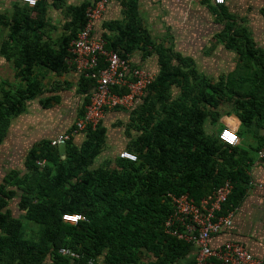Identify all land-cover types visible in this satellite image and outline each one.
<instances>
[{
	"label": "trees",
	"instance_id": "1",
	"mask_svg": "<svg viewBox=\"0 0 264 264\" xmlns=\"http://www.w3.org/2000/svg\"><path fill=\"white\" fill-rule=\"evenodd\" d=\"M8 1L10 11L0 12V32L8 29L0 55L12 63L20 83L0 82V144L12 119L45 92L39 69L61 75L74 68L68 62L71 42L98 0H39L34 6ZM121 4L124 17L104 22L106 48L124 56L141 49L144 57L156 54L159 62L154 82L130 110L127 123L129 135L136 133L126 149L138 160L118 154L113 162L93 165L106 146L108 129L102 121L85 130L80 145L73 139L62 147L47 138L37 142L26 155V172L14 169L0 182V264H74L61 247L79 252L82 261L94 259L93 264H175L189 255L187 264H195L194 245L165 230L173 212L170 194L187 193L199 202L230 180L233 189L219 213L226 215L248 193L251 166L264 151V48L222 7L228 19L217 39L250 70L215 79L198 68L194 57L153 39L139 0ZM50 9L64 15L63 32L56 37L50 33ZM94 84L92 78H79L78 92L85 95L79 116ZM52 100L60 97L41 102L49 107ZM233 114L240 120L241 140L235 146L219 136L222 116ZM208 121L219 124L218 132H208ZM18 194L23 217L8 207ZM65 213L84 219L67 222ZM23 218L40 225L35 239L28 237Z\"/></svg>",
	"mask_w": 264,
	"mask_h": 264
},
{
	"label": "crops",
	"instance_id": "2",
	"mask_svg": "<svg viewBox=\"0 0 264 264\" xmlns=\"http://www.w3.org/2000/svg\"><path fill=\"white\" fill-rule=\"evenodd\" d=\"M222 7H224L228 15L237 16L249 28L257 44H259L257 36L254 33L256 26H253V23L256 21L255 15L260 13L263 17L258 20L263 22L261 28L264 29V0H225L223 4H216L214 0H139V10L143 23L149 29L155 41L171 45L168 38H171V41L172 38H180L181 43L186 42L185 44H188L187 38H191L189 42L201 48L210 40L215 41L222 31H224L228 18L226 17L227 14L225 15L222 11ZM123 17L121 0H111L103 16L96 20L93 35L95 37H102L103 32L107 30L104 28L105 21L122 19ZM217 43L221 42L217 39ZM262 47L264 48V46ZM130 58L136 66L147 68L156 74L159 72V62L156 54L144 57L143 51L137 49L130 54ZM0 59H2L0 61L8 62L3 56H0ZM43 71L45 73L48 71L49 75L56 74L54 71L45 69ZM56 76L60 77L59 79H63L64 84H71L72 81L76 85L79 81V76L74 68L61 75L56 74ZM2 81L4 80H0V82ZM59 85L51 86L49 96L42 97L45 92L40 96L38 108L32 109L30 102L39 97L29 101L27 110L13 119L7 135L0 144V160H3L4 157L5 161L10 163L18 155L20 147L28 143L29 145L26 149L28 153L30 148L40 140L45 138L51 140L56 134L68 131L75 125L84 107L85 95L78 92L79 96L77 97L70 98L69 95L64 96L60 93ZM77 90L78 87H76ZM52 96H59L60 100H52L49 107L43 106L41 99ZM59 108L61 109L59 110ZM63 108L64 110H62ZM54 110H58V112L54 113ZM230 116H222L221 122L224 125H229L227 119ZM123 117L130 118V109H108L102 120L108 131L106 146L101 154H104L105 159L112 160V162L118 157L121 150L126 149L132 138L131 135H135L136 133L134 130H131V135H129L127 131L129 119L126 122L119 120L112 127L116 119H122ZM231 117V122L235 125V129L238 130L240 127L239 118L235 115ZM43 127L46 129L41 130ZM28 131L29 134L30 131L32 133L37 131L36 133L41 137L39 136V139L30 144L29 141H26L28 138H24L27 137L25 134ZM84 138L85 131H82L75 135L73 141L80 145ZM261 152L259 158L251 166L252 182L246 197L233 213L232 224L223 228L213 238L212 245L219 247L227 241L241 242L255 256L264 260V160L262 159L264 155L261 156ZM94 164L95 167L101 165L97 164L96 161ZM10 172H5L2 179ZM24 173L22 172V175ZM194 253L195 251L192 255ZM190 258L191 255L175 264H187Z\"/></svg>",
	"mask_w": 264,
	"mask_h": 264
},
{
	"label": "built area",
	"instance_id": "3",
	"mask_svg": "<svg viewBox=\"0 0 264 264\" xmlns=\"http://www.w3.org/2000/svg\"><path fill=\"white\" fill-rule=\"evenodd\" d=\"M28 3V0H22ZM39 0H36L35 5ZM111 0H98L87 9L88 21L81 29L77 38L71 42L68 62L74 67L79 78L89 77L95 80L90 94V101L85 105L84 112L79 116L75 125L68 131L60 132L51 139L54 146H63L79 132L91 127L95 129L101 123L108 109H133L147 88L154 82L156 73L136 66L130 55L124 56L118 50L107 49L103 37L93 35L95 22L103 16ZM223 4L225 0H214ZM102 62L104 64H102ZM124 90V91H123ZM227 133L236 136L235 141L225 138ZM220 139L228 145L240 143L238 131L230 125H225ZM264 152H261V156ZM121 158L132 161L138 160L135 152L123 149L119 152ZM233 189L230 180H226L215 191L197 202L187 193L170 194L173 212L165 222L167 233L186 240L194 245L195 264H264V260L255 256L243 243L227 241L219 247L212 245L213 238L223 228L232 224L233 212L219 214L223 204L228 200ZM79 216V220L66 217ZM63 219L77 223L84 219L79 213H65ZM59 252L72 258L74 264H93L94 259L82 261V255L68 247H61Z\"/></svg>",
	"mask_w": 264,
	"mask_h": 264
},
{
	"label": "rangeland",
	"instance_id": "4",
	"mask_svg": "<svg viewBox=\"0 0 264 264\" xmlns=\"http://www.w3.org/2000/svg\"><path fill=\"white\" fill-rule=\"evenodd\" d=\"M68 3H79L81 0H67ZM11 9V3L8 0H0V12L4 11H10ZM256 14V13H255ZM50 15L52 17V24L53 26L50 27V33L56 37L60 35L63 32L62 26L64 23V15L61 11L50 9ZM256 21H254L253 26H256V29H254V33L257 36L258 43L262 46H264V29L261 28V24L263 22L261 20H258L259 18H262L263 15L260 13L255 15ZM8 29L5 28L1 30L0 32V44L7 33ZM189 39L187 38V43H181L180 38H168L169 42H171V45L175 47V49L182 51L186 55H192L195 58L196 64L198 68L205 72L206 74L212 76L215 79H218L221 75H225L228 73H234L236 76L240 74H244L248 72L250 69L247 67H243L240 64L239 56L235 51L228 50L225 48V46L221 43H217V39L210 40L204 47H197L194 44H191L189 42ZM186 41V40H185ZM1 56V55H0ZM2 60V59H0ZM41 70V69H39ZM44 73L43 77V82H44V88H45V93L42 95V97H47L49 96V90L51 89V86H56L58 84L60 87V93L64 96L69 95L70 98L74 96H79L78 90L76 91V87H78V84L76 85L73 84L71 81V84H64L63 79H59L60 77L54 75H49L48 71L45 73L43 69L41 70ZM47 77V78H46ZM5 80L9 83L12 84H19L20 79L16 76V71L13 67V65L9 62H4L0 61V80ZM59 79V80H58ZM175 89V94L177 93ZM41 96V95H40ZM39 98L33 100L30 102V106L32 109L38 108L39 105ZM226 108H229L228 106H225ZM61 108H59L60 110ZM70 109V108H69ZM64 110V108L62 109ZM71 110V109H70ZM58 110H54V113H57ZM73 113V112H72ZM231 116H234L231 115ZM229 117L228 124L235 128V125L231 122L232 117ZM17 117V116H15ZM14 117V118H15ZM13 118V119H14ZM12 119V121H13ZM129 117H123L122 119H116L112 125L114 127L119 120H124V122L128 121ZM11 121V122H12ZM32 123V122H31ZM15 124V122H14ZM11 126H9L10 129ZM36 127V126H35ZM206 127L209 133H216L219 130V124L218 123H211L208 121L206 123ZM8 129V130H9ZM46 129L43 127L41 130ZM32 133V131H29L25 134L24 138H28L29 143H33L35 140L39 139V134ZM41 137V136H40ZM248 141L250 143L255 142V138L250 135L247 137ZM28 143L25 146L20 147V150L18 152V155L14 160L10 163H7L5 161V158L3 157V160H0V182L2 181V176L5 172H10L12 169H18L22 172H26V167H25V157H26V149L28 147ZM62 147V146H61ZM106 160L104 154H101L100 156L97 157V164H103ZM112 161V160H111ZM95 166V164H94ZM19 199H20V194H18L15 198H13L10 203H9V208L12 210V213L17 216V217H23L24 213L23 211L19 208ZM24 226L25 229L27 230V235L30 238L35 239L38 234V230L40 229V225L34 223L31 220L23 218Z\"/></svg>",
	"mask_w": 264,
	"mask_h": 264
},
{
	"label": "clouds",
	"instance_id": "5",
	"mask_svg": "<svg viewBox=\"0 0 264 264\" xmlns=\"http://www.w3.org/2000/svg\"><path fill=\"white\" fill-rule=\"evenodd\" d=\"M29 4L35 5L36 0H28ZM226 139H228L229 141H235L236 140V136L233 135L232 133H227L225 136ZM67 219H71V220H79L80 217L79 216H72V217H66Z\"/></svg>",
	"mask_w": 264,
	"mask_h": 264
}]
</instances>
